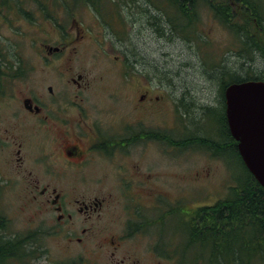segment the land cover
Wrapping results in <instances>:
<instances>
[{
	"label": "flooded vegetation",
	"instance_id": "flooded-vegetation-1",
	"mask_svg": "<svg viewBox=\"0 0 264 264\" xmlns=\"http://www.w3.org/2000/svg\"><path fill=\"white\" fill-rule=\"evenodd\" d=\"M159 5L150 0H0V25L26 27L14 30L20 33L12 40L46 41L36 51L38 65L15 51V64L0 67V264L2 244L3 264H145L148 254L151 261L146 264H161L162 252L169 249L170 260L185 264L177 250L192 243H164L159 233L172 219L180 221V234L187 233L202 209L206 233L223 230L221 210L209 209L225 207L229 194L197 205L190 195L180 201V192L187 185L192 189L193 183L220 180L210 178L206 167L193 176V153L222 169L225 164V170L240 161L226 112L225 90L232 83L223 90L226 83L215 82L211 69L192 66L209 79L196 84L218 85L213 97L204 95L193 83L177 80L181 71L162 72L128 49L129 20L160 35ZM212 5L233 7L234 20H239L238 3ZM207 6L206 15L218 21ZM32 25V30L27 28ZM201 31L199 22L193 31L173 29L170 35L189 37ZM105 35L120 42L126 35L127 42L111 49L103 42ZM170 35L162 38L170 40ZM89 43L98 47L94 60L100 55L115 60V78L108 69L96 73L95 65L92 72L74 65L84 56L80 47ZM150 153L158 157L150 160ZM161 153L173 160L172 170H180L170 176L175 179L171 188L169 182L160 183L155 171ZM221 180L220 185H227ZM15 184L24 186L35 207L31 216L41 223L27 227L24 235L13 230L7 215L15 211L6 196ZM150 233L159 234L158 241L142 255L138 246ZM206 241L208 260V237ZM55 243L64 261H55Z\"/></svg>",
	"mask_w": 264,
	"mask_h": 264
},
{
	"label": "rangeland",
	"instance_id": "rangeland-1",
	"mask_svg": "<svg viewBox=\"0 0 264 264\" xmlns=\"http://www.w3.org/2000/svg\"><path fill=\"white\" fill-rule=\"evenodd\" d=\"M112 1L119 2L122 0ZM206 14L207 13L205 10L198 11V16L201 18L199 22L202 31L197 33L196 40H194L193 42L184 40V38L176 35H170V40L164 39L160 35H155L149 29H146V27L140 24L139 21L133 24L130 20L127 21L128 26L126 28V33L128 35L130 45L127 41H125L127 38L126 35L121 36V38H123L122 42L118 41L117 39L115 40L109 35H105V39L103 42L107 43L111 49L115 50L121 49V43L125 44V42H127L128 49L135 52L138 55L137 58L143 60L142 62L144 64L157 65L162 72H166V70L173 71L174 69L181 71V76H179V78L177 79L178 81L193 83L194 90H197L199 93L202 91L204 95L210 94V96L213 97L216 93L218 85L215 83L213 85H210L209 87L204 88L201 85L196 84L199 82L209 81V79L202 78V73L200 72V70H192L194 68L192 66L208 67L206 65H219L221 67H227V69L231 71L241 72V60L237 57L236 53L228 52L229 48L233 46L234 34L214 18L210 19ZM261 14L264 16V9L262 10ZM205 16L206 18L203 19ZM33 21L35 20H32V22ZM36 23L37 22H33V24ZM27 25L28 24H25V26ZM21 28L25 29L26 27H20L18 25L4 27L0 25V34H2V38L0 36V53L2 52L3 54V58L0 59V67H4L8 64L12 66L13 62V64H15V51H21L22 56L28 59V62H30L31 65H38L36 51L41 49L42 43L45 44L46 41H33L31 43L30 41L25 40H12L14 38V34L20 33L19 30L18 32H15L14 30ZM27 28L32 30L33 25L28 26ZM5 36L7 39L5 38ZM190 36L192 35L190 34ZM95 45V43H89L80 47V49L83 50L80 52V54L84 56H80L82 57V60L77 61L74 65L83 66L89 70L92 65H95L97 68V70L95 71L96 73L108 69V72H110V77L112 79L115 78L118 71V69L114 66L117 65L115 63V60L112 59L109 62L101 55L99 57H96V59L94 60V57L92 56L93 50H98V47ZM248 66H251L253 71H256L257 73L264 71V62L260 59H256L254 63H249ZM36 74L38 73H33V75ZM216 81L217 80H215V82ZM39 82L40 76L35 77L33 80L34 85L36 86ZM200 95L201 94H199V96ZM149 157L151 160V158H157L158 156L155 157L150 153ZM178 159L183 160L184 156H179ZM172 162L173 160L168 159L164 154L161 153L159 158V166L155 167V171L160 178V183L169 182L171 185H169L168 187L170 188L173 184L171 182H175V179L170 176H176L178 175V173H180L179 169H171ZM216 164V162L211 161L205 155H199L198 153L192 154V164L190 167L192 168L193 166V176L195 175L196 169L206 167L208 171H210V178L216 177L220 180L212 181L209 183L204 182L202 184L193 183L192 189L190 185H187L185 188L181 189L180 201L184 199L185 195H190L191 200L194 203H197V205H201V201H206L210 198L216 197L226 198L227 194H233V192H230L229 189L237 186L239 181H241V179L246 176L245 169L243 168L240 161L235 165L227 167L226 170L225 164L223 165L224 169L221 168V165L218 166ZM173 171L175 172L174 174L168 175V173H171ZM229 172H231L230 176L232 178L235 179V177H238L240 178V180L230 182ZM168 177L171 178L170 181ZM222 177H224L225 183L228 182L227 185L225 184L222 186L219 184V182L222 181ZM23 187L24 186H22L21 184H15V186H13L8 191V194H6V196L9 197L7 201L9 202L11 207H14L15 209V211L10 210L7 214L11 219L10 225L14 231L22 235H24V233L27 231V227H30L32 225H41V223L38 222L35 214L31 216V210L35 209V207L31 202L30 206V203L25 196V192L23 191ZM185 192H187V194H185ZM13 194H16L17 196L15 197ZM3 201L4 198H2V202ZM179 224L180 221L177 218H174L168 223V229L166 231L159 232L163 233L161 234V238H163L162 241L164 243H172L177 246L178 244H181L182 241H185L186 234H180V231L176 230ZM158 238L159 234L157 235L150 233L149 235H147L142 243L138 246L140 254L145 255V249L149 248L151 245H154V243L158 241ZM52 250L56 262L65 260V254L59 247L58 243H55L52 246ZM177 251L179 253H182L181 250ZM162 253L165 257L161 256V264H177V261L174 262L167 257L171 256L172 254V251L170 249L165 250ZM147 257L148 258L144 260L145 264L151 261L149 260V258H151L149 254L147 255ZM41 263L44 264L45 262L42 260Z\"/></svg>",
	"mask_w": 264,
	"mask_h": 264
},
{
	"label": "trees",
	"instance_id": "trees-1",
	"mask_svg": "<svg viewBox=\"0 0 264 264\" xmlns=\"http://www.w3.org/2000/svg\"><path fill=\"white\" fill-rule=\"evenodd\" d=\"M150 1L160 4L159 26L161 29L159 32L161 37H164L165 34L170 35L173 29L185 33L193 31L201 19L198 16V11L204 8L206 12H209L207 5L210 8L212 6L211 9L219 23L234 34V43L228 52L236 53L241 60V72L231 71L227 67L219 65H206L211 69L208 70L209 76L226 83L223 90L227 84L231 83L264 81V71L257 73L251 66H248L256 59L264 62V16L261 14L264 9V0ZM219 1L238 3L239 20H234L233 7L212 5ZM196 36V33L189 37L185 34L180 35L190 42L196 40ZM1 58H3V54L0 53ZM237 156L246 171V176L239 181L237 186L229 189L233 194L228 195L225 207L209 209L210 211L218 208L221 210L223 230L219 234L213 231L206 233L203 225V210L199 209L192 217L193 225L190 230L185 232V241L192 243V247L181 253V257L185 258V264H264V187L247 169L241 156L239 154ZM236 180L238 181L240 178L235 177L232 181ZM207 237L209 240L208 260L204 256L203 249ZM4 247L5 245L2 244V264L6 258L3 256ZM252 255L255 257L254 261L251 260ZM233 258L234 261L231 260ZM179 263L183 264L180 261Z\"/></svg>",
	"mask_w": 264,
	"mask_h": 264
},
{
	"label": "water",
	"instance_id": "water-1",
	"mask_svg": "<svg viewBox=\"0 0 264 264\" xmlns=\"http://www.w3.org/2000/svg\"><path fill=\"white\" fill-rule=\"evenodd\" d=\"M225 97L228 125L241 158L264 187V81L232 83Z\"/></svg>",
	"mask_w": 264,
	"mask_h": 264
}]
</instances>
